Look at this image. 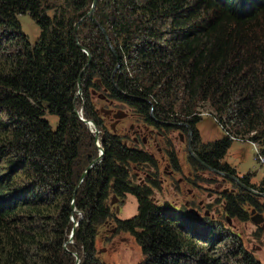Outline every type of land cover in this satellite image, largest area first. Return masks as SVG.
Masks as SVG:
<instances>
[{
  "label": "trees",
  "instance_id": "16d2710c",
  "mask_svg": "<svg viewBox=\"0 0 264 264\" xmlns=\"http://www.w3.org/2000/svg\"><path fill=\"white\" fill-rule=\"evenodd\" d=\"M92 1L0 0V264H74L73 252L79 264H105L95 248L103 231L105 243L129 235L139 264H261L229 229L154 201L159 162L140 137L155 132L172 173L181 167L168 135L188 133L181 124L201 163L188 156L195 171L234 176L223 162L234 140L256 144L264 160V0H98L94 16L114 53L85 18ZM20 15L39 28L34 43ZM94 99L129 110L141 123L132 139L107 126L113 113ZM78 104L104 151L80 184L98 150ZM203 105L224 131L205 144ZM46 114L58 117L55 130ZM249 180L240 182L255 189ZM128 196L137 213L119 219L113 209ZM222 201L226 223L261 209L241 188ZM72 217L78 225L65 250Z\"/></svg>",
  "mask_w": 264,
  "mask_h": 264
},
{
  "label": "rangeland",
  "instance_id": "374dc122",
  "mask_svg": "<svg viewBox=\"0 0 264 264\" xmlns=\"http://www.w3.org/2000/svg\"><path fill=\"white\" fill-rule=\"evenodd\" d=\"M18 21L21 26V32L28 37L30 43H34L39 35V28L35 22L28 15L18 16ZM78 98L80 99V97ZM94 101L97 103V107L113 113L112 117L107 118V126L116 130L117 133L127 136L129 139L133 138L137 126L141 125V123L131 115L129 110L121 106L110 107L96 99ZM81 107L78 104L76 110L79 112ZM200 111L201 121L197 125L200 141L209 143L221 138L224 135V131L213 116L209 115L210 109L203 105ZM118 113L119 115H116ZM43 119L52 130L56 129L58 125L57 116L46 114ZM88 130L91 133L90 129ZM168 136L177 152L181 171L172 173L167 158L162 152L165 148L161 139L158 138L156 142L149 141L146 149L153 153L158 160L159 179L162 181L160 189L154 191V201L160 205L168 203L177 208L185 203L190 204L189 207H193V210H196L201 217H208L212 221H217L220 227L229 228L233 233L239 235L243 248L251 252L258 262L264 264V222L257 226L251 221L252 216L257 217L258 215L264 219V211L260 212L254 208H247L250 216L248 221L230 220L229 223H226L221 216L222 194L237 191V188L232 182L224 180V178L209 172L195 171L190 167L187 162L188 138L186 132L172 131ZM258 150L249 141L234 140L223 159V162L235 170L238 178L249 174V183L254 186L255 191H257L260 182L264 179V166L258 160ZM138 173L142 176L141 171H138ZM130 197L132 199L126 197L122 206L113 209L114 214H117L119 219H129L137 213V203L133 200V196ZM263 201L260 199L261 204L264 203ZM252 211L255 212L252 213ZM76 217L80 220L81 215L78 213ZM106 233L104 231L100 233L95 243L97 256L105 264H139L143 260L139 247L129 235L119 234L110 243H105L103 236ZM70 245L71 243H69ZM73 254L78 256L76 252H73ZM75 262L76 259L74 264Z\"/></svg>",
  "mask_w": 264,
  "mask_h": 264
},
{
  "label": "water",
  "instance_id": "95a60500",
  "mask_svg": "<svg viewBox=\"0 0 264 264\" xmlns=\"http://www.w3.org/2000/svg\"><path fill=\"white\" fill-rule=\"evenodd\" d=\"M98 0H93L92 3H91V6H90V9L88 11V13L86 14L85 18L89 19L92 23H94L102 32V34L104 35L108 45H109V48L111 50L112 53H114V50L112 48V46L109 44V39L108 37L106 36V33L105 31L100 27V25L97 23L96 19H95V16H94V13H95V7H96V4H97ZM79 23L76 24L75 26V29L78 27ZM80 47V46H79ZM80 49L82 50V52L88 56V64L90 63V56L88 54V52L81 48ZM118 69V67H117ZM116 72V71H115ZM76 97H80L82 98V93H81V88H80V81L78 80V91H77V94H76ZM82 108L80 109V111L78 112L77 110L74 111L76 117L81 121L83 122L86 127L88 129H90L91 131V134L93 135V138H94V144L95 146L97 147L98 149V156L93 159L89 165L85 168V170L83 171V173L81 174L80 176V181H79V184L82 183L83 179L85 178V176L91 171L92 168H94L95 166L99 165L103 159V156H104V151L101 147V139H100V132L99 130L97 129V127L95 126V124L91 121V120H86L83 118V115H82ZM180 126L186 128L188 130V140H187V149H188V154L190 157H192L195 161H197L198 163H200V161L197 159L196 155L194 154V152L192 151V148H191V131H190V127L186 124H181ZM201 164V163H200ZM206 169L210 170V168L206 167ZM215 173L219 174V175H223L225 176L226 178H229L231 179L234 183H236V185L245 190L246 192L254 195V196H257V197H263L264 198V194L262 193H259L257 191H255L254 189L250 188V187H247L245 185H243L240 180L238 179V177H234V176H230V175H226V174H221L220 172H217V171H214ZM73 211L75 212V208L73 206ZM255 211H252V213H254ZM78 214V213H77ZM81 219V218H80ZM251 221L254 222L255 225H260V223H263L264 220L262 217H259V215L256 217L252 216L251 217ZM72 222H73V227L71 229V232H70V235L68 237V242L65 244V247L68 243H71L72 244V239H73V235H74V232H75V228L77 227L78 225V221H75L72 217ZM64 247V249L66 250V248ZM75 256V259H76V262L75 264H79L80 260L78 258L77 255H74Z\"/></svg>",
  "mask_w": 264,
  "mask_h": 264
},
{
  "label": "flooded vegetation",
  "instance_id": "af4514ba",
  "mask_svg": "<svg viewBox=\"0 0 264 264\" xmlns=\"http://www.w3.org/2000/svg\"><path fill=\"white\" fill-rule=\"evenodd\" d=\"M198 130V129H197ZM176 131H180V132H185V131H181V130H176ZM199 132V131H198ZM187 134V138H188V133H186ZM145 136H141L140 138H142V144H145V145H147L148 143H149V141H151V142H156L157 141V139H158V137L156 136V134H155V132L153 133L152 131H151V133H150V136H147V138H144ZM180 138H181V140H182V136L180 135ZM160 139V138H159ZM188 140V139H187ZM235 141H239V140H235ZM241 141V140H240ZM205 144V143H204ZM177 153V152H176ZM188 156H189V154H188ZM188 158V157H187ZM208 170V169H207ZM209 173H211V174H214V175H216V176H218V177H221V178H224V180H228V181H230V182H232L233 184H234V186H235V188H237V191H238V186L236 185V183H234L231 179H229V178H226L225 176H223V175H219V174H217V173H215L214 172V170H209L208 171ZM218 172V171H217ZM221 173V172H220ZM221 174H223V173H221ZM227 175V174H226ZM234 177H237V175H236V172H235V175H234ZM242 178V177H241ZM241 178H238L239 180L241 179ZM237 191H232V192H229V193H234V192H237ZM226 192V191H225ZM258 192V191H257ZM259 193H261V192H259ZM223 194H227V193H223ZM262 194H264V193H262ZM256 198H257V202L261 205V209H260V212H262V211H264V203H260V199H262V200H264V198L263 197H257V196H255ZM264 202V201H263ZM172 207H173V209L174 210H176L177 212H180V213H182V214H186V213H189V215H192V216H195V217H198V218H208V217H201L200 216V214L196 211V210H193V207H189L190 206V204H187V203H185V204H183L182 206H180V207H175V206H173V205H171ZM222 206V205H221ZM264 220V219H263ZM229 221L230 220H227V222L229 223ZM216 224L218 223L217 221H214ZM226 229H229V228H226ZM229 231H231V229H229ZM231 232H233V231H231Z\"/></svg>",
  "mask_w": 264,
  "mask_h": 264
},
{
  "label": "built area",
  "instance_id": "2783aa9c",
  "mask_svg": "<svg viewBox=\"0 0 264 264\" xmlns=\"http://www.w3.org/2000/svg\"><path fill=\"white\" fill-rule=\"evenodd\" d=\"M252 145L254 146V148H256V149L258 148V146L256 144L252 143ZM257 154H258V160L264 166V160L262 159V157L259 156V152Z\"/></svg>",
  "mask_w": 264,
  "mask_h": 264
},
{
  "label": "crops",
  "instance_id": "0c3cea01",
  "mask_svg": "<svg viewBox=\"0 0 264 264\" xmlns=\"http://www.w3.org/2000/svg\"><path fill=\"white\" fill-rule=\"evenodd\" d=\"M128 198H131L130 196H128ZM132 199V198H131ZM133 200H135V199H133ZM136 201V200H135Z\"/></svg>",
  "mask_w": 264,
  "mask_h": 264
}]
</instances>
